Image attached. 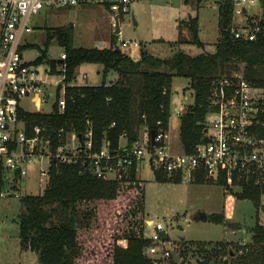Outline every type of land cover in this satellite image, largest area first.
I'll return each instance as SVG.
<instances>
[{"label":"trees","instance_id":"trees-1","mask_svg":"<svg viewBox=\"0 0 264 264\" xmlns=\"http://www.w3.org/2000/svg\"><path fill=\"white\" fill-rule=\"evenodd\" d=\"M259 1L263 8L260 23L264 26V0ZM231 13L229 0H222L218 6L220 35L212 51L192 55L177 50L160 57L141 48L136 60L116 49L115 34L109 45L87 48L74 46L71 23L47 29L45 45L37 46L39 55L33 63L40 64L46 58L47 44L52 39L66 55L61 62L65 64L66 82L76 78L82 64L100 65L101 81L96 85L66 86L63 112L55 108L50 114L26 113L28 122L64 127L79 134L89 121L97 146L105 138L110 148H115L124 135L125 145L130 147L141 132L150 136L152 130L168 129L170 84L172 77L178 76L188 79L193 97L179 117V140L183 152H193L206 137L205 120L215 84L239 73L264 92V33L253 41L234 38L229 30ZM198 30L197 16L180 21L172 44L203 47ZM26 46L36 45L28 43L20 51ZM49 64L55 68L56 60ZM112 72L116 78L109 80L107 76ZM262 107V125L257 128L264 136V104ZM154 175L159 182H180L177 176L161 172ZM204 179L207 177L199 174L195 182ZM263 195V174L258 183L247 181L238 193L239 198L261 209ZM18 199L20 249L34 252L38 264H151L145 251L150 240L145 236L144 187L134 169L127 177L103 180L78 165L58 164L50 171L44 188L36 194L24 193ZM108 210H112L111 217L106 216ZM208 219L217 224L224 222L220 213L208 215ZM248 230L251 242L239 250L225 241H202L195 248L183 241L179 251L183 259L189 253L205 256L203 263L187 264H264V227L256 221Z\"/></svg>","mask_w":264,"mask_h":264},{"label":"built area","instance_id":"built-area-1","mask_svg":"<svg viewBox=\"0 0 264 264\" xmlns=\"http://www.w3.org/2000/svg\"><path fill=\"white\" fill-rule=\"evenodd\" d=\"M138 0H0V199L19 198L26 179L34 174L38 190L44 188L50 171L58 164H75L88 170L99 179L114 180L127 177L132 169L139 176L144 167L154 174L161 172L179 177L180 182H195L199 174L207 178H222L228 184L237 183L241 188L248 181L258 183L264 175V136L257 127L263 113V90L252 86L241 74L233 79H223L213 86L210 93V110L206 115L205 139L197 143L193 152H171L167 143V130L155 131L153 143L145 132L142 142L130 147L119 144L110 148L104 138L97 146L90 122L83 133L45 123L30 124L26 113L50 114L56 108L63 112L66 105V86L84 85L65 81L66 55L61 51L56 66L44 69L47 79L41 78L39 64L24 59L20 48L24 35L32 33V16L41 11L72 8L86 4L105 6L114 16L130 12ZM231 20L229 30L234 38L255 40L264 33L260 21L263 8L259 0H229ZM260 6L258 16L249 8ZM116 44L124 50L138 47L117 34ZM125 52V51H124ZM51 76L53 78H51ZM85 77V75H83ZM49 111H44L45 106ZM184 109H174L180 117ZM124 137V135H122ZM264 226V222L261 223ZM0 224V237H1ZM160 222L147 221L145 236L150 240L146 254L151 264H182L173 258L168 236ZM167 235V234H166ZM193 261L204 262L205 256H194ZM191 263V262H190Z\"/></svg>","mask_w":264,"mask_h":264},{"label":"rangeland","instance_id":"rangeland-1","mask_svg":"<svg viewBox=\"0 0 264 264\" xmlns=\"http://www.w3.org/2000/svg\"><path fill=\"white\" fill-rule=\"evenodd\" d=\"M221 1L138 0L131 5L133 15L130 13L123 15L120 24L122 39L128 41L129 44L136 41L139 43L138 47L120 49L134 60L139 57L141 48L160 57L168 56L177 50L192 55L201 51H212L220 35L218 6ZM255 8L257 5L254 6ZM108 12L105 6L90 3L72 8L41 11L38 15L32 16L34 30L24 35L23 40H25L24 43L36 46H26L22 49L24 59L31 61L39 55L37 46L44 47L47 29L69 23L74 27V46L92 47L94 40L110 43L114 35V20ZM194 16L198 18V37L203 47L192 44L179 46L172 44L178 36L179 22H186V19ZM186 33V28H183L182 34ZM117 37L116 35V40ZM61 51L63 48L58 46L54 40L48 41L46 58L39 64L42 71L41 78H48L44 74V69L50 65V60L58 59ZM82 74L83 70L79 67L76 73L78 83L88 82L93 83L89 85H94L101 81V74H96L94 70L88 71L86 80L82 79ZM192 101V90L188 79L173 76L170 84V117L167 129V143L171 152H182L178 138L180 122L179 118L174 115V109L185 110L186 105ZM44 111H49L48 105L44 107ZM145 136V132H141L137 141L142 142ZM125 142L126 139L122 137L120 144ZM138 172L139 180L144 187L145 219L163 224L170 247L177 252L183 241L187 242L191 248H195L198 242H226L228 240L225 239L234 238L235 240L228 243H231L234 249L239 250L240 247L251 242V232L248 228L252 227L256 221L260 226L264 222L261 208H256L248 199L238 197L241 187L237 183L228 184L221 178H207L201 183L172 180L159 182L155 179L154 173L146 167ZM33 175L26 179V187L22 194L38 192L36 178ZM261 199L264 204V195ZM19 205V199L16 197L0 199V224L2 225L0 264H38L34 252L23 251L22 253L20 249L17 235ZM111 211L106 212L107 217H111ZM199 212L207 215L220 213L223 215L224 222L217 224L210 219L196 220L195 217ZM226 221L238 222L239 229L235 230V234L225 226ZM194 256L196 254L189 253L184 256V260L192 262Z\"/></svg>","mask_w":264,"mask_h":264},{"label":"crops","instance_id":"crops-1","mask_svg":"<svg viewBox=\"0 0 264 264\" xmlns=\"http://www.w3.org/2000/svg\"><path fill=\"white\" fill-rule=\"evenodd\" d=\"M254 6L255 5H253V6H251L250 8H249V12L251 13V15L252 16H258V14H259V12H260V6H259V4L257 5V8H255L254 9ZM109 13V15H111L110 14V12H108ZM130 14H132L133 15V10H132V8H131V10H130V12H129ZM110 17H112V16H110ZM113 19V18H112ZM121 19L122 18H120L119 19V31L121 32V26H120V24H121ZM113 25H114V23H113ZM97 42H101L102 43V46L103 45H109V43H108V41L105 43V41H103V40H97V41H95L94 40V45H96V43ZM139 44V43H138ZM139 58V57H138ZM137 58V59H138ZM79 67H81V69L83 70V74H82V79H85L86 80V78H87V74H88V71L89 70H94V71H96V74H101V70H102V67L100 66V65H97V64H82L81 66H79ZM83 75H85V77H83ZM108 79L109 80H113L114 78H116V75H115V73H109L108 74ZM76 83H78L77 82V80L75 81ZM86 83H88V82H83V83H78V84H86ZM88 84H93V83H88ZM96 84H99V83H94V85H96ZM178 138H179V136H178ZM226 226V225H225ZM227 227V226H226ZM227 228H229V227H227ZM230 229V228H229ZM232 231H234L233 232V234H235V230H233V229H231ZM1 237H2V233H1ZM225 240H228V241H226V242H230L231 240L233 241V240H235V238L234 239H225ZM22 253H23V251H22ZM21 253V254H22Z\"/></svg>","mask_w":264,"mask_h":264},{"label":"water","instance_id":"water-1","mask_svg":"<svg viewBox=\"0 0 264 264\" xmlns=\"http://www.w3.org/2000/svg\"><path fill=\"white\" fill-rule=\"evenodd\" d=\"M113 20H114V30H113V33H114L115 35H117V34L119 33V22H118V17H117V16H114ZM96 46H97V47H102V43H101V42H97V43H96ZM118 48H119V47L116 45V49H118ZM204 132H206V130H204ZM78 136H80V135L78 134ZM154 137H155V131L152 130V131L150 132V139H151V142H152V143H153V139H154ZM262 211H263V214H264V208L262 209ZM195 219H196V220H203V221H205V220L208 219V215H207L206 213H204V212H199V213H197ZM225 225H226L227 227H229L230 229H233V230H238V229H239V224H238V222L226 221V222H225ZM161 236H162L163 239H166V238H167V235H166L165 233H163V232H161ZM172 254H173V258H174V260H175V261H178V260H179V257H180V251H178V252H174V251H172ZM226 262H227V261L225 260L224 263H226Z\"/></svg>","mask_w":264,"mask_h":264}]
</instances>
